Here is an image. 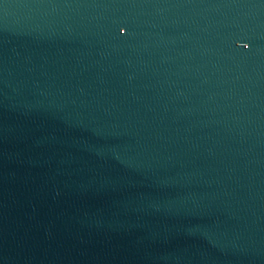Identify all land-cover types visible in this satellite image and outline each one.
<instances>
[{
    "label": "water",
    "instance_id": "95a60500",
    "mask_svg": "<svg viewBox=\"0 0 264 264\" xmlns=\"http://www.w3.org/2000/svg\"><path fill=\"white\" fill-rule=\"evenodd\" d=\"M0 264H264V0H0Z\"/></svg>",
    "mask_w": 264,
    "mask_h": 264
}]
</instances>
